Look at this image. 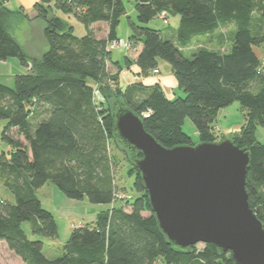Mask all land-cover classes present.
Segmentation results:
<instances>
[{
  "label": "trees",
  "instance_id": "obj_1",
  "mask_svg": "<svg viewBox=\"0 0 264 264\" xmlns=\"http://www.w3.org/2000/svg\"><path fill=\"white\" fill-rule=\"evenodd\" d=\"M9 1L0 0V61L17 58L25 65L32 59L8 28L25 13L10 9ZM51 1L74 15L86 34L77 36L47 6ZM35 6L50 48L33 59L30 73L16 74L13 87L0 82V118L7 120L2 135L12 148L9 155L1 154L0 170L14 197L11 202L0 195V240L25 264H234L232 253L215 244L183 251L167 242L140 170L115 136L112 112L116 101L126 104L150 134L173 147L195 144L183 129L187 118L200 141H220L214 126L220 110L238 101L245 123L229 138L250 151L246 189L264 225V142L256 135L264 127V71L259 72L263 58L255 51L264 34H255L253 24L255 14L264 19V0H136L137 20L128 17V43L141 48L135 60L125 56L124 62L113 60L111 48L127 14L124 0H41ZM163 11L181 18L174 38L148 26ZM198 38L207 39V45L220 38L227 46L200 47L187 57L185 49ZM160 59L171 65L184 97L169 98L159 83L122 86L123 70L137 65L138 75L146 77L159 70ZM111 142L127 155L137 195L101 211L93 225L75 227L61 256L48 258L41 238L55 237L58 225L38 190L54 183L71 199L110 206L121 192ZM27 222L38 238L29 237Z\"/></svg>",
  "mask_w": 264,
  "mask_h": 264
},
{
  "label": "water",
  "instance_id": "obj_2",
  "mask_svg": "<svg viewBox=\"0 0 264 264\" xmlns=\"http://www.w3.org/2000/svg\"><path fill=\"white\" fill-rule=\"evenodd\" d=\"M114 133L140 170L160 230L179 250L215 244L234 264H264V225L246 189L250 151L231 138L166 147L116 101ZM142 153L141 157L138 154Z\"/></svg>",
  "mask_w": 264,
  "mask_h": 264
},
{
  "label": "rangeland",
  "instance_id": "obj_3",
  "mask_svg": "<svg viewBox=\"0 0 264 264\" xmlns=\"http://www.w3.org/2000/svg\"><path fill=\"white\" fill-rule=\"evenodd\" d=\"M29 3L32 0H22ZM41 0H38V2ZM29 3H27L29 5ZM54 4L47 3V6L50 7L51 11L54 13L58 12L63 16L67 23L69 22L74 26V33L77 36H83L86 34V29L83 24H81L74 16L63 12L61 9L56 7V2ZM127 15L122 17L121 23L118 28L119 40H124L128 42V37L130 35V29L128 26V17H131L132 20H137V10L135 0H124ZM21 0H10V6L19 8L17 11L22 10L25 13V17L22 20H16L15 22H8V28L12 35L20 42V44L26 49L28 55L30 56L27 64L23 65L17 58H10L7 61H0V82L4 83L10 87H13L15 84V76L19 73H30L33 66V59L40 58L46 51L49 50L50 46L47 40L43 35L44 21L36 11V15L31 16V12L28 14L25 12V7L20 6ZM20 6V7H19ZM53 6V8L51 7ZM36 9V6H35ZM30 10H28L29 12ZM57 14V13H56ZM71 16V17H69ZM175 15L168 16V22L165 23L163 18L156 17L153 19L148 26L162 30L163 32L175 29L177 27L176 20L174 19ZM65 20V21H66ZM229 40V39H228ZM210 45V46H209ZM217 47L214 44H208L206 41L201 38L194 40V42L185 49L184 54L187 57H192V55L200 49V47ZM133 46L129 44L120 45L118 44L113 48V60H123L125 55L130 51L132 61L134 53ZM258 55H264V44L261 46L255 47ZM129 57V56H128ZM159 68L161 75H167L171 72V65L163 60H159ZM130 70V69H125ZM112 71H115L112 69ZM156 73V72H155ZM159 74V73H158ZM122 86H126V81L122 80ZM112 85V84H111ZM176 96L184 97L185 93L181 89L175 91ZM97 95L100 96L104 101V105H107L108 102L103 98L102 93L98 90ZM113 99V97L111 98ZM103 105V106H104ZM245 123V110L241 107L238 101L233 102L229 106L220 110L218 119L214 124L215 128L218 127L217 133L219 134V140H222V137L229 138L234 132H236L243 124ZM7 125V120L0 118V156L5 153L9 155V151L12 150L11 146L3 139V130ZM184 131L189 134L194 143H199L200 138L196 132V127L194 123L187 118L183 125ZM222 130V133H220ZM224 132V133H223ZM257 138L260 142H264V127L261 126L257 130ZM111 153H113L115 158V178L116 183L118 184L119 191L128 193L135 197L137 193L133 190V184L135 177L130 173L129 163L127 161V155L119 150L115 144L111 142L110 144ZM1 169V168H0ZM7 174L0 170V195L6 199L13 202V194L6 188L5 180ZM39 198L41 200L42 206L44 209L50 211L57 222L58 225V234L55 237H43L41 238L44 242L43 251L44 254L50 258L54 259L61 256L63 251V246L68 242L70 235L73 229L80 224H91L96 222L98 214L110 208L109 205H98L90 203L86 198L83 200H75L69 198L62 190H60L54 183L45 184L42 189L38 191ZM119 203H116L118 207ZM131 206L125 204V210H130ZM24 229L28 233L29 237L32 239L38 238L33 237L30 232V223L27 222L24 224ZM199 248L203 247L202 243L197 245ZM0 262L3 264H25L20 257H18L12 250L9 249L5 241L0 240Z\"/></svg>",
  "mask_w": 264,
  "mask_h": 264
},
{
  "label": "crops",
  "instance_id": "obj_4",
  "mask_svg": "<svg viewBox=\"0 0 264 264\" xmlns=\"http://www.w3.org/2000/svg\"><path fill=\"white\" fill-rule=\"evenodd\" d=\"M37 2H38V0H32L31 3L27 2V1L25 2V1H22L21 0L20 6L25 7L24 8L25 9V12L28 13V14L31 12L30 14L32 16V15H36L35 5H36ZM53 2L54 1H51V4H54ZM27 3H29V5ZM135 4H136V0H135ZM7 6L10 9L14 10V11H16V10L19 9V8H15V7L10 6V1L7 3ZM28 10H30V11L28 12ZM56 13L63 20H66L58 12H56ZM72 16H74V15H72ZM69 17H71V16H69ZM174 19L176 20L177 27L175 29H172V30H169V31H166L165 32L166 35L169 36V37H171V38H174V36H175L174 31L178 28V26L180 24V20H181V18H180L179 15H175L174 16ZM253 20H254L253 21V24H254V32H255V34H260V35L264 34V19H262L259 16V14H255ZM66 22H67V20H66ZM68 24H70V23L68 22ZM229 30H231V28ZM225 32L229 33V31L222 30V33L223 34ZM222 33H218V35H220ZM207 41L208 40L206 39V42ZM225 42H226L225 40L224 41H221V39L218 38V40L216 42H211V43L214 44V45H217V47L218 46L221 47L222 44L224 43L225 45L222 46V48L224 49L227 46V44ZM209 44H210V42H209ZM140 48L141 47L138 46V47H136L134 49H131V50H133L132 52L134 53V56H133L134 59H136V57L138 55V51L140 50ZM256 53H258V52L256 51ZM125 56L131 57L130 51H128V53ZM258 56H260L261 58H264V55L263 54L262 55H258ZM118 61H123V60H118ZM139 71H140V69H139V67L137 65H133L130 70H123L121 72V75H120V81L121 82H122V80L126 81V85L133 84V83H137V82H142V83H144L146 85H153L155 83H159L163 87L165 93L167 94V96L169 98H173L176 95L175 91L177 89H179V88H178V82H177L176 78L174 77V75L172 73V70L167 75H161V71H160V68H159V74H152L151 73L149 76H146V77L139 76L138 75ZM215 130H218V127L217 126H216ZM220 131H221L220 133H222V130H220ZM80 225H84V223L83 224H80Z\"/></svg>",
  "mask_w": 264,
  "mask_h": 264
},
{
  "label": "built area",
  "instance_id": "obj_5",
  "mask_svg": "<svg viewBox=\"0 0 264 264\" xmlns=\"http://www.w3.org/2000/svg\"><path fill=\"white\" fill-rule=\"evenodd\" d=\"M159 17L160 18H163L164 19V21H165V23H167L168 22V13L166 12V11H163V12H161L160 13V15H159ZM118 44H120V45H122V46H124V45H127V46H129V43L127 42H124V40H115V41H113L112 42V45H111V48L113 49L115 46H117ZM262 71H264V58H263V60H262V65H261V67L259 68V72H262ZM156 72V73H155ZM153 73L154 74H158L159 73V70H154L153 71ZM132 197H131V195L130 194H128V193H124V192H116L115 194H114V199H113V202H112V204L110 205V209L112 210V209H114V207H115V205H116V203H119V202H125L126 200H128V199H131Z\"/></svg>",
  "mask_w": 264,
  "mask_h": 264
}]
</instances>
